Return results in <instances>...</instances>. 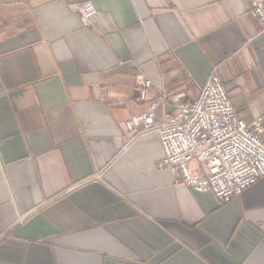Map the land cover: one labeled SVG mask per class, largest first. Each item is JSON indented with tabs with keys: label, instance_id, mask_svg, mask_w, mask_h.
I'll use <instances>...</instances> for the list:
<instances>
[{
	"label": "crops",
	"instance_id": "crops-1",
	"mask_svg": "<svg viewBox=\"0 0 264 264\" xmlns=\"http://www.w3.org/2000/svg\"><path fill=\"white\" fill-rule=\"evenodd\" d=\"M249 6L0 0V264H264V175L223 203L159 168L157 133L124 127L148 109L142 80L166 97L156 119L213 72L242 119L264 113Z\"/></svg>",
	"mask_w": 264,
	"mask_h": 264
},
{
	"label": "built area",
	"instance_id": "built-area-1",
	"mask_svg": "<svg viewBox=\"0 0 264 264\" xmlns=\"http://www.w3.org/2000/svg\"><path fill=\"white\" fill-rule=\"evenodd\" d=\"M249 13L264 29V0H250ZM79 11L93 12L91 4ZM140 100L148 109L125 121L126 132L134 135L155 132L163 149L159 168L174 173L175 182L194 191H210L223 203L242 193L264 175V113L250 122L234 109L227 89L215 72L199 89L198 97L184 102L178 95L173 109L153 118L154 110L166 97H149V80H142ZM121 103V102H118ZM202 163L199 174L191 162Z\"/></svg>",
	"mask_w": 264,
	"mask_h": 264
}]
</instances>
